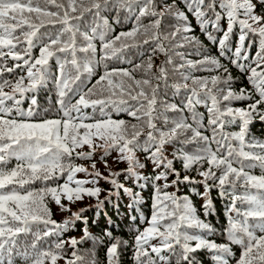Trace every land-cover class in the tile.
<instances>
[{
  "label": "snow or ice",
  "instance_id": "1",
  "mask_svg": "<svg viewBox=\"0 0 264 264\" xmlns=\"http://www.w3.org/2000/svg\"><path fill=\"white\" fill-rule=\"evenodd\" d=\"M257 4L264 7V0H0V264H58L60 260L84 264V250L78 246L86 241L94 246L88 250V264H122L129 247L133 264H202L193 255L200 250L210 253L215 264H230L229 258L235 257L233 245L241 249L235 264H264V141L250 131L255 120L264 122V12H257ZM105 12L114 13L117 24L131 20L132 28L115 33ZM196 28L216 46L218 55L208 52ZM233 36L238 37L234 47ZM133 48L140 53L139 63L128 58ZM186 48L201 59H186L193 54L180 51ZM158 52L166 59L157 74L151 70ZM144 53H149L146 63ZM109 61L130 67L109 68ZM169 65L171 73L180 77L171 84ZM101 66L103 74L91 84ZM141 68L144 75L137 78ZM185 68L189 70L181 71ZM232 68L247 80V87L233 88ZM152 80L160 83L153 85ZM161 86L165 92L174 89L173 96L182 95L180 102L164 101ZM52 88L55 102L49 98L48 106L42 107L39 93ZM235 101L249 103L233 107ZM198 106L207 109L206 125ZM110 112L127 113L137 123L113 119ZM168 112L179 115L169 117ZM158 121L164 127H158ZM233 125L239 130L228 131ZM189 144L195 145L191 151L181 147ZM168 147L173 148L172 158ZM98 150L107 175L97 168ZM112 153L115 162L127 164L125 169H111ZM137 153L151 162L152 175L140 173L147 165ZM77 160L89 161L90 167ZM177 160L183 175L174 166ZM254 168H260L261 175L253 174ZM192 171L202 179L188 175ZM78 173L87 178L78 179ZM121 176L133 184L139 181V190L126 187L118 179ZM38 181L39 188L25 187ZM100 181L111 187L101 188ZM181 184L203 185V192L193 187L191 195L204 201L205 219L191 196L178 195ZM149 185L151 214L145 216L142 192ZM213 189L226 202L223 232L207 221L215 215ZM104 191L108 194L100 199ZM121 191L131 201L127 207L135 209L140 224L146 225L142 230L139 225L133 228L131 245L113 234L119 225L111 217L97 236L82 215L88 209L71 212L62 203L94 198L99 215L113 196L119 200ZM49 198L71 215L63 222L54 220ZM115 207L119 212V204ZM130 219L135 223L137 217L130 215ZM77 221L83 225V235L64 240L65 233L76 230ZM216 234L225 236L226 242L209 238ZM100 246L106 249L103 262L95 251Z\"/></svg>",
  "mask_w": 264,
  "mask_h": 264
},
{
  "label": "trees",
  "instance_id": "2",
  "mask_svg": "<svg viewBox=\"0 0 264 264\" xmlns=\"http://www.w3.org/2000/svg\"><path fill=\"white\" fill-rule=\"evenodd\" d=\"M85 2L87 3V0H85ZM167 3H171V0H166ZM254 3H256V0H253ZM55 10V9H53ZM258 13H262L264 12V7H262L261 5L257 4V8H256ZM28 15V14H25ZM105 16H107L109 18V22L113 25L114 29H115V33H118L120 31H128L132 28L133 26V22L131 20H126L123 21L122 23H115V14L114 13H109V12H105L104 13ZM124 13H121V16H123ZM89 16L86 13L85 14V20H88ZM191 23L195 26L196 22L194 20V18H191ZM145 23H147V19L144 20ZM166 22L170 23V21H167L166 18ZM73 23H75V21H73ZM82 24V26H86L84 21L80 22ZM221 25L222 27H224L225 29L227 28V23L226 20H222L221 21ZM46 29H41V31H45ZM211 30V29H210ZM47 31L51 32L53 31V29L48 28ZM166 31H171V29H166ZM236 32L239 31L238 27L235 29ZM196 35L199 36L200 40L203 41L204 45L207 46V50L208 52H210L212 55H218L217 52V48L216 46L210 44L206 38L200 33L199 28H196ZM217 35H221L219 33H217ZM179 38V37H177ZM138 40L142 41L144 39V37L138 36L137 37ZM238 37L237 36H233L232 37V44L233 47L235 46V43L237 41ZM247 43V41H246ZM97 47L99 48V41H96ZM150 45H144V48H149ZM180 51H185L187 52H193V54L191 55H186V59H190V60H199L201 59V56H197L194 54V50L191 48H186V49H180ZM256 51V47L255 45H253L252 47V54L254 55ZM36 54H38V50H36ZM82 55V54H80ZM149 53H144L143 54V59L145 61V63L147 62V57H148ZM128 58L131 59L133 61V63H139L140 62V53L137 51V49L133 48L130 49L128 52ZM166 59L165 55L162 53H157L155 56H153V68H152V73H157L158 67L161 65V63ZM222 61H224V58H221ZM176 63H180L181 61H179V58H174ZM9 63L11 64L12 61H9ZM52 66H53V70H55L56 68V64L55 61H51ZM109 68L112 67H124V68H128L130 67V65L128 64H120V63H116L113 61H109L108 62ZM169 68V83L171 84L172 82L179 80L180 77L176 74H172L171 73V66H167ZM189 69L185 68V69H181V71H185L187 72ZM232 74L236 77V83L233 84V88L235 90H239L241 87H247L248 86V82L246 79H244V77L235 69L232 68ZM104 72V68L103 66H101L100 68L97 69L96 74L93 75L90 79H91V84H94L95 81L99 78L100 75H102ZM135 75L137 76V78H140L144 75V68H141L139 70H137V72L135 73ZM193 75L195 76H208L211 75V73H207V72H193ZM157 83H160L156 80H152V84L156 85ZM91 84H89V87L91 86ZM189 85L191 86V81H189ZM51 88V85H50ZM8 90V89H6ZM165 89L163 88V86H161L160 92L162 95V99L168 103H179L180 100L182 99V95L181 96H173V92L174 89H172L171 87H169L165 92ZM183 93V90H182ZM49 98L51 99V102L54 103L55 102V90L54 88H52L51 91L49 90H42L39 95H38V102L42 107H46L49 104ZM227 103V102H225ZM247 103H249L248 101H235L233 102V107H245L247 105ZM159 106V104H158ZM25 107H27V103L25 104ZM87 111L91 112V109H88ZM197 111L204 113V124H207V109L204 106H198L197 107ZM111 116L113 119H123L125 121H131L133 118L128 116L127 113H115V112H110ZM169 117H175L178 116L179 113L176 112H168L167 113ZM185 116L189 117V122H191L190 119V114L188 112L184 113ZM171 126V125H169ZM228 131L231 132H235L238 131L239 128L236 125H233L231 127H229L227 129ZM203 131V130H202ZM250 131L251 133L258 139L261 141H264V122H261L259 119L255 120L253 122V124L250 125ZM206 135H210V132H206ZM187 135H191V133H187ZM141 139H143V137H141ZM181 147H183L186 151H191L195 148L194 144H189V145H182ZM167 152L169 154V158H172L171 153L173 152V148L172 147H168L167 148ZM99 154H100V150L97 151V161H99ZM116 153H112V157H115ZM137 156L139 157V159L141 160V162H145L146 163V167L144 169H140V173L142 175H152L153 174V165L151 164V162H146L144 159L145 154L143 153H137ZM78 164L81 162H86L88 163L89 161H81V160H77L76 161ZM90 163V162H89ZM97 164H99V162H97ZM174 166L176 167V169L178 171L181 172V174L183 175V168H182V164L180 161H175L174 162ZM11 167V165H10ZM127 167L126 163H117V169L115 171H120L122 169H125ZM204 167H207V164L204 165ZM253 174L255 175H261V169L260 168H254L252 170ZM105 175H107V173H104ZM79 175H84V174H77V178ZM188 175L195 177L196 179H201L199 176H197L195 171H192L190 173H188ZM174 177H170V180L173 179ZM120 180L121 183H124L126 187H132L135 190H139V181L136 182V184H133L132 180H127L125 181L123 179V177H119L118 178ZM61 183L63 181H60ZM49 183H52V181H49ZM162 183V182H161ZM101 188L103 189H109L111 187L110 184L105 183L104 181H100V185ZM25 187H31V188H39L41 187L40 182H36L35 184L32 185H27ZM195 187L197 188L200 192L204 191L203 185H190V184H181L180 185V192L178 193V195H189L191 196V199L193 200L195 206L198 209V214L200 216L201 219H205L204 217V209L202 208V205L204 203V201L194 195H191V189ZM169 192H173L175 191V188H169L168 189ZM242 191V189H241ZM255 191V190H252ZM107 191L103 192L102 197H100V199H104L105 196H107ZM142 195L144 196L146 203L141 205V210L144 213L145 216H150L151 214V203H152V188L149 185L147 188H145L142 192ZM211 198H212V202H213V206L215 209V215H209L207 217V221L211 222L212 225L217 228L218 230H220V232H223V229L227 226V219L225 217V213H224V206H225V201L222 200L216 189H213L211 191ZM66 201V200H62ZM130 199L125 196L123 194V192H120V198L119 200H117V198L115 196L112 197V203H105L103 209L100 211V214L97 215V209L95 207L97 201L96 199H93L92 201H87L84 202L82 201H77L76 203H74L76 206L74 207V209L71 210V212H78L81 209H88L87 211H85L82 215L87 217L88 223H89V230L97 236H100L103 234V230L108 227V217H111V220L113 221L114 225H119L118 228L114 227L113 230V234L115 236H119L120 238H122L123 240H127L129 242V245L132 244L133 242V236H134V232H133V228L136 225H139V227L141 228V230L146 226L143 224H140V214L138 212L135 211V209H129L127 207V205L130 203ZM73 204V205H74ZM116 204H119V212H117V208L115 207ZM48 206L51 208L53 216L52 218L54 220H56L57 222H63L66 218H68L71 213L70 212H62L59 208L58 205L55 204L54 201H51V199L49 198V204ZM105 213H107V216H105ZM62 214V217H57L58 215ZM130 215H135L137 217L135 223H133V221H131L130 219ZM93 221H96V223H92ZM82 223L80 221H77V225H76V230H70L69 232L65 233L63 236L64 240H68L70 237L75 236L77 239H79L82 235ZM210 239L215 240L217 243H224L226 242V237L222 236L220 234H216L214 236L209 237ZM69 255L71 252V249L68 247V245H65ZM78 247H82V249L85 252V255H88L89 253H91L88 250H91L94 248L93 244L91 241H86L82 246H78ZM233 251L235 253V257L229 258L230 260V264H235V260L239 258L240 255V247L233 245ZM105 246H100L99 248L95 249L96 253H97V257L98 260L103 262L105 260ZM196 256V259L198 262H202V264H215L214 261L211 260V254L208 253L206 250H200L197 253L193 254ZM85 263L87 264V261H85ZM58 264H64L63 260L58 261ZM122 264H133V259H132V249L131 247H129L128 249L124 250L123 252V256H122Z\"/></svg>",
  "mask_w": 264,
  "mask_h": 264
},
{
  "label": "rangeland",
  "instance_id": "3",
  "mask_svg": "<svg viewBox=\"0 0 264 264\" xmlns=\"http://www.w3.org/2000/svg\"><path fill=\"white\" fill-rule=\"evenodd\" d=\"M167 92V91H166ZM164 93H165V91H164ZM161 97H162V95H161ZM130 123H137V121L133 118L131 121H129ZM157 125H158V127H164V124H163V122L162 121H158L157 122ZM170 127V126H169ZM147 131V129H145V132ZM189 133V132H188ZM83 151H87V146H85V148L83 149ZM99 162V164H97V168L101 171V172H103V173H107V169H105V166H104V164L102 163V162H100V161H98ZM81 163H83L86 167H90V163L88 162V163H86V162H81ZM80 164V163H79ZM108 164H109V166L111 167V169L113 170V171H115L116 169H117V162H115L114 161V159L113 158H108ZM78 174H83V173H78ZM87 177H85V175H79L78 176V179H86ZM201 178V177H200ZM202 179V178H201ZM87 186V185H86ZM102 195H103V192L101 193V196L100 197H102ZM94 198H89V197H87V196H85L84 197V199H83V201L84 202H87V201H92ZM62 203H64V204H66L71 210L72 209H74V207L76 206L75 204L73 205V204H68V202L67 201H63ZM63 215L62 214H60V215H58L57 217H62ZM83 255L85 256V261H87V264H88V262L90 261V259H91V253H89L88 255H85V252L83 251ZM84 264H86L85 262H84Z\"/></svg>",
  "mask_w": 264,
  "mask_h": 264
}]
</instances>
